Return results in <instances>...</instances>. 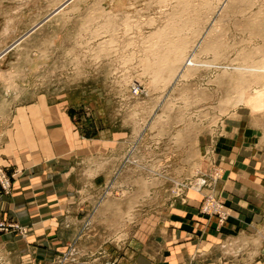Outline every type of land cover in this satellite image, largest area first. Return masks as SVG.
I'll list each match as a JSON object with an SVG mask.
<instances>
[{
	"label": "rangeland",
	"instance_id": "1",
	"mask_svg": "<svg viewBox=\"0 0 264 264\" xmlns=\"http://www.w3.org/2000/svg\"><path fill=\"white\" fill-rule=\"evenodd\" d=\"M46 16L11 56L30 67L25 86L17 70L10 85L16 107L33 108L40 97L61 105L80 139L95 143L97 159L111 158L114 176L106 188L98 178L91 193L112 209L107 246L75 240L41 264H135L128 254L151 231L163 234L164 226L152 225L162 224L169 207L190 192H203V214L205 195L221 201L223 175L204 162L219 152L228 125L249 122L264 132V0H0L6 41ZM29 115L37 128L32 109ZM0 188L13 192L1 165ZM0 220L8 225L0 233L27 234L18 221ZM91 226H82L86 240ZM32 261L15 264H40Z\"/></svg>",
	"mask_w": 264,
	"mask_h": 264
},
{
	"label": "crops",
	"instance_id": "2",
	"mask_svg": "<svg viewBox=\"0 0 264 264\" xmlns=\"http://www.w3.org/2000/svg\"><path fill=\"white\" fill-rule=\"evenodd\" d=\"M46 18L11 41H6L4 23H0V165L13 180L10 195L0 188V216L18 221L27 229L26 235L0 233L3 264L26 258L41 264L75 240L104 247L109 243L105 228L113 218L112 209L95 204L91 193L101 176L105 188L111 185V158L97 159L95 143L80 139L71 115L61 105L50 107L44 102L46 97H40L33 108L22 105L17 109V94L10 87L16 83V70L23 73L24 78L18 82L24 86L30 71V67L11 58L13 51L30 31L50 20ZM9 27L5 33H9ZM19 98L26 100V93H19ZM31 109L37 128L31 125ZM36 131L39 134L34 139ZM223 134L217 143L219 152L213 161L206 159L204 168L209 171L216 167L223 175L217 192L227 219L220 221L216 215L203 214V192H194L196 197L190 192L185 202L169 207L162 224L157 220L158 224L152 225L153 230L164 226L163 234L151 231L149 240L137 244L133 255L128 254L135 264H264V146H260L264 132L261 134V129L249 122H234ZM127 176L119 173L122 181ZM88 220L92 229L86 240L82 226Z\"/></svg>",
	"mask_w": 264,
	"mask_h": 264
},
{
	"label": "built area",
	"instance_id": "3",
	"mask_svg": "<svg viewBox=\"0 0 264 264\" xmlns=\"http://www.w3.org/2000/svg\"><path fill=\"white\" fill-rule=\"evenodd\" d=\"M3 179L5 180L2 181V184L7 190H10V188L12 187L11 182L9 181V179L6 178V176H3ZM199 182L196 184L197 186H199L196 189L201 191V189L207 182L205 179H202ZM202 209L205 214L217 215L220 221H224L227 219V212L225 211V206L223 202L218 201L216 197L212 194L205 195L204 205ZM7 228L8 225L4 221L0 220V230H6ZM110 264H114V263H110Z\"/></svg>",
	"mask_w": 264,
	"mask_h": 264
},
{
	"label": "bare ground",
	"instance_id": "4",
	"mask_svg": "<svg viewBox=\"0 0 264 264\" xmlns=\"http://www.w3.org/2000/svg\"><path fill=\"white\" fill-rule=\"evenodd\" d=\"M224 7V6H223ZM176 63V62H175ZM171 64V63H170ZM175 65V64H174ZM187 65V64H186ZM182 69H183V67H182ZM181 69V70H182ZM263 71H264V68H263ZM165 72V71H164ZM163 72V73H164ZM181 72V71H180ZM261 102L263 103V110H264V96L263 95H261L260 97H259V101H258V103H259V108L260 109H262L261 107H260V105H261ZM252 108H253V110H254V112H255V110H256V112H257V110H259V109H257L256 107H253L252 106Z\"/></svg>",
	"mask_w": 264,
	"mask_h": 264
}]
</instances>
